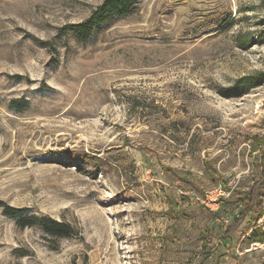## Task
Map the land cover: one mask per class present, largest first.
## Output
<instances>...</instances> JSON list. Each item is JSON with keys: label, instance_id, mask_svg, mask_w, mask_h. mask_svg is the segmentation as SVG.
Returning a JSON list of instances; mask_svg holds the SVG:
<instances>
[{"label": "rangeland", "instance_id": "374dc122", "mask_svg": "<svg viewBox=\"0 0 264 264\" xmlns=\"http://www.w3.org/2000/svg\"><path fill=\"white\" fill-rule=\"evenodd\" d=\"M103 1L0 0V200L75 228L0 207V264H264V186L219 260L242 202L198 200L264 176V0H137L62 33Z\"/></svg>", "mask_w": 264, "mask_h": 264}, {"label": "trees", "instance_id": "16d2710c", "mask_svg": "<svg viewBox=\"0 0 264 264\" xmlns=\"http://www.w3.org/2000/svg\"><path fill=\"white\" fill-rule=\"evenodd\" d=\"M136 2L137 0H104L88 18L77 23L65 25L61 28V31L62 33H72L78 41L87 42L93 37L94 33L100 26L107 23L115 16H125L132 13L135 9ZM259 81H262V79L260 80L258 77H247L242 81V85L250 87ZM22 109L23 108H19L18 111L21 112L23 111ZM225 183L228 182L226 181ZM263 186L264 176L249 188V190H246L245 192L239 191L235 196L222 198L223 203L237 201H241L242 203L238 215L235 216L234 221L227 226L223 234L220 236L217 253L213 258L215 257L219 260V257H222L220 249L226 247L245 221L255 212V210H257L261 202ZM0 207H2L5 215L14 218L21 227L37 225L47 234L56 237L71 236L75 231V228L70 223L61 221L49 215L34 213L29 207L10 205L3 200H0ZM212 214L215 216L217 212H213ZM207 230L209 233L211 232L210 227H208ZM212 250L208 249L206 255H211Z\"/></svg>", "mask_w": 264, "mask_h": 264}, {"label": "built area", "instance_id": "2783aa9c", "mask_svg": "<svg viewBox=\"0 0 264 264\" xmlns=\"http://www.w3.org/2000/svg\"><path fill=\"white\" fill-rule=\"evenodd\" d=\"M227 195H229V193L227 192L225 186L220 185V188L208 191L202 197H199L198 200L212 209H217L222 201V198L227 197Z\"/></svg>", "mask_w": 264, "mask_h": 264}]
</instances>
